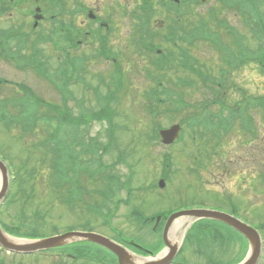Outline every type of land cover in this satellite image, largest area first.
<instances>
[{
	"label": "rangeland",
	"instance_id": "1",
	"mask_svg": "<svg viewBox=\"0 0 264 264\" xmlns=\"http://www.w3.org/2000/svg\"><path fill=\"white\" fill-rule=\"evenodd\" d=\"M65 1L69 9L82 11L87 6L93 14L99 16L101 21L93 22L86 26L87 29L102 34H105L106 31L104 26L111 29L105 44L110 51L109 58L98 57L100 45L93 39L90 40L89 37H85L87 43L81 49L82 53L86 54L87 60L83 64L86 66V74L82 75V79L94 86L102 85L101 81L105 77L107 83L112 84L113 90H115V98L110 101V106L117 114H114V119L112 115L113 121H109L110 114L104 115L100 109L101 103H105V101L103 99L100 101L92 87H88L83 81L72 84L71 89L74 94L69 99L66 95L64 98L56 86L48 78L37 73L33 67L23 69L16 62L12 63L6 59L5 54L0 53V80L2 81L0 83V102L5 106L9 115H19L17 108L20 107L19 99L26 95L22 87V84H25L41 99L40 103L32 107L38 114L46 113L50 102L60 103L62 107L64 106L63 102H66V107L74 118L80 117L81 112L91 117L87 123L78 128H68L67 134L68 141H70L66 144L67 149L69 154L75 155L72 160L74 165L78 167V172L72 173L74 168L66 171L71 176L68 178L78 182L81 187L80 203L77 209L68 207L60 200L59 195L57 196L51 191L50 174L52 170L48 164L50 156L45 161L44 154L46 151L38 143L44 138L42 125H39L35 131L27 133L23 131L20 125L11 126L0 121V156L7 158L12 171V175L9 176V191L0 204V221L8 225L15 222L21 223L23 224L22 230L26 232L31 231L30 229L36 224L41 226L39 232L41 234L46 232L48 236L61 235L66 231L76 232L85 228H92L94 231L112 237L114 234L111 229L112 226L127 236L135 237L152 251L157 248L158 252H155L158 254L162 250L160 235L154 233L151 227L140 226L131 214L133 208H138L143 214L151 216L158 212H169V210L177 208L222 207L249 219L262 235L264 251V229L258 228L261 223H264V195L254 194L253 189L247 183H241L243 176L256 175L264 168V109L252 106L249 108L257 130V134L254 136L239 128L237 118V111L245 105L264 98V69L256 57V51H259V47L264 48V35L256 22L252 21L248 24L245 21V17L249 21L256 18H253L249 12H246L247 15L243 17L241 14L244 11L241 12L238 5L226 8L221 0H205L204 3L195 0L197 3L192 5L194 7L192 20H195L199 14L211 20L210 11L217 9L218 17L226 19L229 24L228 27L220 29L221 43L223 42L228 47L235 49L233 33L230 31L235 28V32L243 36V44L248 48L249 54L254 53V55L239 60L237 65L228 64L226 66L223 61L224 49L210 41H191L193 43L188 47L199 59L203 68L208 69L209 77L212 76L210 77L212 79L213 75L217 76L221 67V71L226 68L227 80L221 86L219 93H214L215 89H209L208 85L203 82H198L199 86L180 88L186 95L187 104L181 108L172 105L173 111L161 107L164 112H161L159 116L160 122L167 127L175 123L180 124L184 120L201 118L203 115H210L215 119L218 115H222L224 118L228 117L233 125L232 131L229 133L230 135H227L228 137L221 141V150L218 152L223 156L225 153L227 154V158H225L226 167L229 170L227 172L222 167L224 163L220 158L212 159L215 162H213L212 167H208L210 159L205 155L218 151L213 149L216 142L212 141L206 145H204L205 141L193 142L190 138L191 130L186 127V124L183 126L185 128V130L183 129L185 131L183 143L174 146L172 149L168 148L167 150L159 144L151 142L149 138L152 119L147 111V104L149 103L147 92L158 85L154 83V77L158 73L154 64L151 63L153 55L143 46L139 47L137 43L138 32L151 30L158 34V43L154 42L156 45L170 46V43L165 42V37L169 27L179 20L176 16L177 13L170 12L168 15V11L164 10H158L157 13L150 11L144 17L147 24L145 27L142 25L143 23L141 24L139 14L141 7L150 0ZM259 1L260 10L264 11V0ZM28 5V3L22 4L24 8H27ZM53 9H58V7L55 6ZM123 11H125L124 14ZM70 20L77 23L78 17H72ZM211 25L214 30L218 28L213 20H211ZM43 50L51 70H54L59 64L58 60L60 62L59 53L50 45L43 47ZM114 57L118 63L113 60ZM119 68H121L124 79L122 88L119 74L116 72ZM188 72L190 71L179 67H173L166 71L175 80L178 77L184 80L193 79ZM112 74L115 75L116 79H111L110 75ZM166 85L173 86L171 80L166 81ZM105 89L102 87V91ZM224 101L230 103L223 107ZM221 109L223 110L222 113ZM115 125L118 128H115ZM110 137H113L112 140ZM90 140L93 141L94 147H97L99 143L103 144L105 150L100 148L93 154L86 152V145ZM77 142L81 145H78ZM75 144H77L76 147ZM164 150L170 151L171 156L173 155L171 162L173 173L165 187L159 188L157 184L161 179ZM75 152L81 155L75 154ZM120 154L125 158L122 162L119 160ZM63 162L69 168L70 162L67 159H64ZM99 163L106 169L104 174L114 173L119 175L122 181H130L131 191L127 189L117 190V198L124 199L128 203L121 202L119 204L111 219V226L105 222V216L98 212V214L91 212L88 208V206L100 202V196L95 191L105 188L106 182L102 179L104 174L101 172L96 173L94 180H91L85 168L89 164V168L99 169ZM74 165L72 164V166ZM81 173L82 175L79 177ZM259 180L260 177L257 176L255 183ZM141 185H144L142 186L143 190L139 188ZM242 185L243 187L240 188ZM239 190L242 192H238ZM236 191L237 194H235ZM261 191L264 192V189ZM64 192L67 196L71 194L67 191ZM64 192L63 194L60 192V195L63 196ZM229 193L235 195L229 196ZM222 196L229 197L221 199ZM84 199L89 202V205L85 203L86 206H84L82 204ZM95 199L96 202H94ZM11 200L12 202H10ZM24 200L27 203L21 209ZM107 207L114 209L112 203H107L103 210L101 209V213L105 214ZM37 209L41 210L39 214L34 212ZM42 213L46 216H42ZM183 218L180 217L178 221ZM207 221L198 222L190 230L184 251L181 254V257L189 264H208L209 260H221V236L212 233L214 229L221 230V227L216 224L217 226L212 230L207 227ZM183 226L186 227L187 223H184ZM229 233L226 230L230 246L231 244L236 245L234 249L229 246L227 251H232L229 257L239 256L246 243ZM178 235L183 241L182 233L179 232ZM11 237L27 242L32 240L20 238V236ZM199 246L205 250L202 251V254L195 251V248ZM94 251L99 255L102 253L109 261H112L108 251L98 247L94 248ZM0 253V257L5 259L4 264H53L54 262L57 263L59 259L56 255H51L50 258L45 255L40 258L35 256L23 258L21 256L22 260H20L19 256L13 258L12 253ZM101 258L105 260L103 256ZM225 259L226 256L222 258V260ZM81 262L82 260H79L77 264H83Z\"/></svg>",
	"mask_w": 264,
	"mask_h": 264
},
{
	"label": "trees",
	"instance_id": "2",
	"mask_svg": "<svg viewBox=\"0 0 264 264\" xmlns=\"http://www.w3.org/2000/svg\"><path fill=\"white\" fill-rule=\"evenodd\" d=\"M261 14V13H259ZM179 19V18H178ZM177 26H181V37L184 39H189V40H194L193 42H198L200 41L199 39L202 38V35L206 33V28L203 26V24L201 25H195V22H189L188 20L183 22H180L179 20L175 22ZM188 42V41H187ZM181 49L182 51H186L188 48L186 47V45H182V42H178V47L177 49ZM247 50V49H246ZM262 58L264 59V52L261 53ZM167 58V57H166ZM156 60L153 64L156 68L159 69H163L165 68V64H167V62H163L160 65V62ZM73 69H71L70 71H68V73H65V75L67 76V79L69 80H76L78 78V66L76 65H72L71 66ZM69 68V67H68ZM75 68V69H74ZM196 69V70H195ZM194 69L195 72H199L200 68L196 67ZM80 71H82L83 73H85L84 71H86V66H81L80 67ZM61 72V67H58L54 70V74H52V77L50 78L51 81L56 82V88L57 90L61 93L62 89L68 90V85L69 82H66L65 84H61L59 83L60 81H62L61 79L63 78L62 75H60ZM224 73V72H223ZM225 74V73H224ZM77 75V76H75ZM82 79V76L81 78ZM79 79V80H80ZM78 80V81H79ZM23 89L26 92V95L19 99V105L20 107L18 109H20L19 115L18 116H10L9 119L20 123L23 121L28 120V123H30L29 125H26V127L28 129H31V131L27 132H33L35 131L39 125H42V131L44 133V138L42 140H40L39 146L43 147L46 151V153L44 154L45 157V161H47V157L50 156V162L48 160V164L51 166V174H50V182L52 185V193L56 194L58 197H60V192L61 189L59 188L60 184L63 183V181L65 182H70L72 185L76 184V181L73 179H70V181L68 180V177L71 178L70 175H66L67 173H64L63 170V165H62V158H64V154H63V150H64V141L66 144H68L70 141H68V136H62L61 134V129L63 127V123L64 125H67V129L68 128H78L79 126H82L83 124L86 123V121L89 120L88 115H83V113H81L82 115L77 118H74V116L71 114V112L68 111L66 105H64L63 107L60 105V103H56V102H50L49 103V107H48V111L46 113H41L38 114V112L34 111L32 109V107L36 106L38 103L41 102V99L35 95V93L32 91V89L28 88L26 85H23ZM69 91V90H68ZM112 96V97H111ZM181 98L184 96L183 93H181L179 95ZM110 97V100L108 99ZM104 98L107 100L105 102V106L102 109V114L104 115H109V109H110V101H112L113 98H115V90H112V92H108ZM230 102L228 101H224L222 103L223 107H226ZM264 105V98L259 99L257 102L251 103L249 105H245L242 109L241 112H246L249 113V108L250 106L255 107V106H263ZM28 107V108H25ZM112 114L114 111H110ZM223 112V110L221 109V113ZM238 112V111H237ZM236 112V114H237ZM2 115H4L5 117L8 116V112H2ZM98 118L101 119L100 116H98ZM109 121H111V117H108ZM249 118V117H248ZM224 121V123H226L228 125V129L224 130L221 132V137H228L227 135H230L229 133H231L232 131V123L230 121V119L224 118L221 115V122ZM230 122V123H229ZM117 126L115 125V128ZM65 139V140H64ZM73 143V140L71 141ZM78 143V142H77ZM77 145V144H75ZM78 145H81V143H78ZM65 148H67V145H65ZM100 148L105 150V146H103V144H98V146L93 149V151L99 150ZM88 149V148H86ZM68 151V149H67ZM69 152V151H68ZM69 154V153H67ZM77 154V153H76ZM71 156H69L70 158H73L72 154H69ZM88 155V154H87ZM68 157V155H66ZM83 159V158H81ZM72 164L74 165L73 160L71 159L70 163H69V168H67V170H70L71 168H74V171L76 172L78 167L77 166H72ZM87 166L89 167V164H87ZM65 167V166H64ZM101 167V166H100ZM86 169H88L86 167ZM90 169V168H89ZM82 173L79 175V177H81ZM76 178V176H75ZM27 184V182L25 183V185ZM23 185V184H22ZM21 188V187H20ZM32 189H34L32 187ZM24 194V193H23ZM25 195V194H24ZM12 202V200L10 201ZM8 203V201H7ZM25 200L24 202H22V206L21 209L24 206H26ZM107 202H103V205H106ZM41 210L37 209L34 212H36V214H39ZM24 212V211H22ZM47 213V212H45ZM46 214L42 213V216H45ZM41 216V217H42ZM43 219V218H42ZM22 226L23 224L21 223H12L11 225H6L7 230H9L11 233L15 234V235H19V236H28V237H38V236H42L41 233L39 232L41 226L38 225H34V227H32V229H30L31 231H23L22 230ZM121 240L123 242H126L127 244H130V241L125 240L123 238H121ZM78 245H75L74 247L76 248ZM73 261V258H70Z\"/></svg>",
	"mask_w": 264,
	"mask_h": 264
},
{
	"label": "flooded vegetation",
	"instance_id": "3",
	"mask_svg": "<svg viewBox=\"0 0 264 264\" xmlns=\"http://www.w3.org/2000/svg\"><path fill=\"white\" fill-rule=\"evenodd\" d=\"M22 1L0 0V52L5 53V48H9L5 58L16 59L19 45L45 47L51 43H61L69 48L72 55H81V46L87 43L85 37L99 43L111 32L107 26H104L106 35L86 28L93 22L101 21L87 6H82L86 11L82 12L69 9L65 0H55L53 3L50 0ZM25 3L29 4L27 8L22 6ZM55 6L58 9H53ZM76 16L77 23L70 20Z\"/></svg>",
	"mask_w": 264,
	"mask_h": 264
},
{
	"label": "water",
	"instance_id": "4",
	"mask_svg": "<svg viewBox=\"0 0 264 264\" xmlns=\"http://www.w3.org/2000/svg\"><path fill=\"white\" fill-rule=\"evenodd\" d=\"M179 130H180L179 125H174L169 129L162 130L161 134L164 138L163 140L165 142H168V143L173 142L175 140V138L179 136ZM0 172L2 174V179H3V186H2V190L0 192V202H1L7 193L8 178H9V172H8L7 166L1 159H0ZM184 214L193 215L196 217H213V218L223 220V221L235 226L241 233H243L250 240V242L253 244V247H254V255L246 264H255L256 263V259H257V256L259 255V251L261 248L260 237L257 234V232L253 228L237 221L234 218H231L227 215H224V214H221L218 212H214V211H210V210L181 211V212H178V213H175L174 215H172V217L169 219V221L165 227V233H164L165 242L168 245H170L169 241L167 239V231L169 229V226L171 225L172 221L176 217H178L180 215H184ZM69 239H87V240L97 242L101 245L108 247L113 252H115L118 255L120 264H136V263L131 261V257H129V253L126 251V249L124 247H122L121 245L117 244L116 242L110 240L109 238H107L103 235L97 234V233L71 232V233H66L63 235L43 239V240L35 242V243L19 245V244H15V243H12L11 241H9L5 237L3 230L0 226V243L3 246H5L7 249L14 250L17 252H32V251H36V250H40V249L52 248V247H55L58 245L65 244L66 242H69ZM170 247H171V251L165 258L159 259V260L148 261V262L142 263V264H167V263H169L177 251V247L171 246V245H170Z\"/></svg>",
	"mask_w": 264,
	"mask_h": 264
},
{
	"label": "bare ground",
	"instance_id": "5",
	"mask_svg": "<svg viewBox=\"0 0 264 264\" xmlns=\"http://www.w3.org/2000/svg\"><path fill=\"white\" fill-rule=\"evenodd\" d=\"M167 53L168 54H172V50L170 49V48H168V50H167ZM163 59H164V57H160V60H158L159 62H160V65L162 64V61H163ZM157 75V74H156ZM184 222H185V219H180L179 221H177L175 224H174V226H173V228H172V230L170 231V235H169V241H170V244L172 245V246H177L178 247V244L180 243V241H181V236H179L178 235V233L180 232V231H182V228H183V224H184ZM180 233H182V232H180ZM7 236V238L11 241V242H14V243H21V242H25V241H21V240H19V239H15V238H13V237H11V236H9V235H6ZM167 251V250H166ZM147 260H149V259H143V258H138V257H135L134 256V258H133V262H135V263H142V262H145V261H147Z\"/></svg>",
	"mask_w": 264,
	"mask_h": 264
}]
</instances>
